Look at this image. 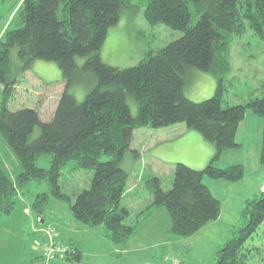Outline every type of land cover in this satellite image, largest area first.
I'll return each mask as SVG.
<instances>
[{
    "label": "trees",
    "instance_id": "obj_1",
    "mask_svg": "<svg viewBox=\"0 0 264 264\" xmlns=\"http://www.w3.org/2000/svg\"><path fill=\"white\" fill-rule=\"evenodd\" d=\"M11 1L18 4L16 14L12 13L15 26L0 37V135L22 168L13 179L0 166V223L14 213L19 193L32 181L46 180L50 190L35 195L30 203L33 213L44 216L51 198L67 200L77 221L104 226L114 244L126 246L136 230L126 223L134 213L124 205L132 178L126 155L131 152L135 160L142 156L132 149L135 132L180 123L213 143L214 157L201 170L175 164L169 190L164 189L160 176L149 175L145 185L152 202L136 216V223L165 207L171 234L190 238L217 221L222 204L205 181L237 183L244 179L243 164L220 167L217 163L226 151L241 147L237 133L248 110L264 120V97L238 105H228L224 98L234 38L250 28L264 39V0H147L138 6L146 21L152 26L164 24L182 35L156 53L149 50L136 66L124 69L103 61L102 46L109 29L119 23L126 9L134 7L133 0ZM78 57L85 58L83 65L78 64ZM37 61L57 63L65 82L50 121H44L35 107L10 108L17 74L31 70ZM194 70L216 78L213 97L202 102L187 97ZM75 88L86 90L84 100L78 99ZM130 99L137 105L136 114ZM43 156L51 157L48 168L37 166ZM259 162L264 165V128ZM69 164L73 171H92L89 187L72 196L60 185ZM243 218L217 251L216 264H247L245 245L264 222V191L248 200ZM55 235L67 251L50 259L39 252L42 257L49 262L83 259L82 251Z\"/></svg>",
    "mask_w": 264,
    "mask_h": 264
},
{
    "label": "rangeland",
    "instance_id": "obj_2",
    "mask_svg": "<svg viewBox=\"0 0 264 264\" xmlns=\"http://www.w3.org/2000/svg\"><path fill=\"white\" fill-rule=\"evenodd\" d=\"M146 2L147 0H133L134 7L126 9L119 23L109 29L102 46V58L106 64L122 69L136 66L149 50L156 53L158 49L182 35L181 32L174 31L164 24L150 25L144 17L143 8L138 7ZM17 6L18 4H13L11 0H0V37L9 27L15 26L12 13L16 14ZM195 21L196 18L193 17L192 24ZM230 61L232 71L225 82L226 103L238 105L250 98L264 97V39L247 28L243 35L234 38ZM77 62L83 65L85 58L78 57ZM51 65L60 70L57 63L48 62L46 67L39 71L40 76H51L48 79L57 81L60 78L58 75H53L56 69L51 68ZM32 75L33 77L29 73L21 75L22 83H19L21 86L18 89L16 88L17 96L11 102L10 108L12 110L25 107L38 108L42 119L47 121L57 107V91L61 92L62 89H57L59 82H54L55 85L50 88L41 87L33 81L38 74ZM216 88L217 81L212 74L194 70L186 88V95L194 102H202L213 97ZM73 92L80 101L84 100L85 89L75 88ZM129 105L132 113L136 114L137 105L133 99H130ZM168 128L170 127L138 129L135 132L132 149L142 153L141 159L135 160L131 152L126 155V169L132 175L130 181L136 182L138 188L136 195L142 200L141 208L135 210L126 222L136 226L134 237L126 246L114 244L105 235L104 226L90 227L77 221L67 200L51 198L45 215L40 218L33 213L30 203L34 202L37 193L48 192L50 187L46 180L32 181L29 187L19 193L14 213L1 220L0 259L4 257L5 261L2 264H46L48 260L40 255L39 247L48 241L50 234L55 232L58 234L57 239L67 245L71 242L68 230L77 232L76 240L81 241L85 249L83 259L80 262L56 260L52 261V264L54 262L58 264H216V255L220 246L229 240L233 231L244 222L243 212L248 200L264 191V165L259 162L264 120L254 111H247L237 133V142L241 147L228 150L230 152L227 151L228 153H225L217 163L220 167L243 164L244 179L237 183L220 181L221 187L214 186L213 189L222 204L221 216L191 238L171 234V218L165 207L154 209L148 218L141 220L139 224L136 223V216L146 211V207L152 202V195L145 185L147 177L158 176L160 173L158 171H162L159 176L162 178L164 189L169 190L173 185L175 164L184 163L180 161L183 152L175 153L174 150L162 148L160 145L159 147L164 151L170 152L165 158L159 152L149 151L150 138L153 141L154 137H160ZM38 133L39 130L36 135ZM0 141L5 144V160L0 157V166H5L7 171H16L17 168L14 167L11 159L16 162L18 160L1 135ZM175 158L179 159L175 160ZM50 160V156L40 157L37 166L48 168ZM91 177V170L73 171L72 164H69L63 169L60 185L65 193L72 196L78 189L88 188ZM111 244L117 246L118 250ZM245 252L248 257L247 264H264V222L247 241Z\"/></svg>",
    "mask_w": 264,
    "mask_h": 264
},
{
    "label": "crops",
    "instance_id": "obj_3",
    "mask_svg": "<svg viewBox=\"0 0 264 264\" xmlns=\"http://www.w3.org/2000/svg\"><path fill=\"white\" fill-rule=\"evenodd\" d=\"M47 63L48 62L37 61V62H35L34 66L32 67L31 70H29L25 73H20V75L17 74V76H19L18 78H20V79H18L17 89L21 86L19 83H22L23 78L21 77V75H23V74L26 75L27 73H29V75H31V77H33L32 74L37 73L38 75L36 76V78L34 80L33 79H31V80L35 81L41 87L43 86V87H47V88L49 87L50 88V87H53L52 85H55V84H53L54 82H59L57 89H60V90L62 89V90H61V92L57 91V93H58L57 103H58L59 97L65 89V82L63 81L62 74L60 73V70L56 69V67L54 65L50 66L51 68L56 69L54 71L53 75H58V77L61 80L59 79L57 81H52V80L48 79L51 76H43V77L40 76L39 71L41 69H44L46 67ZM0 91H1V99H2L3 87L1 84H0ZM15 96H17V90H16ZM14 100L15 99H13V101ZM41 111H42V109H41ZM53 116H54V113H53L52 117L49 118L47 121L52 120ZM41 117H42V114H41ZM173 128H175V129H173ZM4 145L5 144H3L2 141H0V157L4 158V160H5V146ZM160 145H162V148H167V149L170 148L171 150H174L175 153L181 154L183 152L184 155L180 158V161L184 162L185 164L189 165L192 168L197 167L198 170H201V169L207 167V165L212 161L214 154H215V151H216L214 144L209 142L208 140H206L201 133H199L198 131L190 130L185 125H182V124H176L174 126H171L170 128L165 130V133L162 132L160 137H154L153 141L150 138V144L148 145V147H150L149 151L155 152V153L159 152V154L162 157L166 158L168 153H170V152L164 151L161 147H159ZM228 152H230V151H228ZM228 152L226 151L225 153H228ZM177 159H179V158H175V160H177ZM11 160L13 162L12 164L14 165V167L17 168L16 171H7L8 169H6L5 166H2V168L4 169V171H6V173L10 174L11 178H15L19 174L22 167L20 166L19 162H16V160L15 161H13V159H11ZM201 165L203 166V168ZM18 167H19V169H18ZM194 169H196V168H194ZM158 172H160V173H158L159 175L162 174V171H158ZM205 182H206L207 186L210 188V190L212 191V193L217 198H219L216 195L213 188H214V186H220V187L222 186V183L220 182V180H213V181L212 180H209V181L206 180ZM128 187H129L128 192L125 195L126 204H124V205L127 206L132 211L139 210L141 208L142 200L140 199V197H138V195H136V190L138 189L136 182L134 183V181L133 182L130 181ZM27 211H28V213H30L29 209H27ZM170 231H171V228H170ZM68 234L70 237L69 239H71V242L67 243V245H73V246L77 247L80 251L84 252L83 250H85V249L82 247L81 241L76 240L77 232L74 230H68ZM197 234H195V235H197ZM133 237H132V239H133ZM111 246L114 247L116 250H118L117 246H113L112 244H111ZM34 256L36 257L37 254ZM4 262H5L4 257H2L0 259V264H2ZM46 264H52V261L51 262L47 261ZM54 264H58V262H54Z\"/></svg>",
    "mask_w": 264,
    "mask_h": 264
},
{
    "label": "built area",
    "instance_id": "obj_4",
    "mask_svg": "<svg viewBox=\"0 0 264 264\" xmlns=\"http://www.w3.org/2000/svg\"><path fill=\"white\" fill-rule=\"evenodd\" d=\"M55 234H50L49 239L43 245L39 247L40 253L47 257L48 259L57 256L58 254H63L67 251L66 246L62 243L56 241Z\"/></svg>",
    "mask_w": 264,
    "mask_h": 264
}]
</instances>
